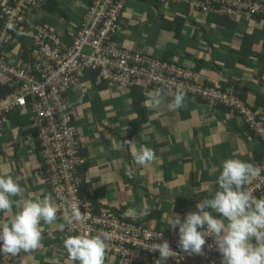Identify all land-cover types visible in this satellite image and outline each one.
<instances>
[{"label": "built area", "instance_id": "2783aa9c", "mask_svg": "<svg viewBox=\"0 0 264 264\" xmlns=\"http://www.w3.org/2000/svg\"><path fill=\"white\" fill-rule=\"evenodd\" d=\"M150 1L160 6L174 5L176 13L185 6L189 14L195 11L238 21L264 18V0ZM127 2L86 0L80 9L79 21L64 26L58 34L46 23L33 22L42 0H3L0 6V77L6 78L2 83L10 90L0 96V135L9 126L11 114L26 110L32 117L31 126L41 147L39 173L56 205L62 229L68 235L107 232L110 239L105 255L117 257L119 264H158L159 252L148 247L163 240H167L176 253L166 264H217L222 255L211 237L206 238L202 255H188L178 247V231L122 220L118 212L97 207L83 191L86 180L82 167L87 157L80 152L68 93L84 77L115 90L143 83L173 94L183 88L186 96L231 109L249 124L264 146V121L257 118L233 87L209 86L201 81L199 71L193 67L132 51L117 41ZM9 23L14 30L7 27ZM19 37L28 47L25 58L21 54L22 46L17 55L9 49ZM256 165L264 169V152ZM246 189L263 197L264 171ZM77 206L83 219L67 223L66 218ZM0 264H15L14 256L0 252Z\"/></svg>", "mask_w": 264, "mask_h": 264}, {"label": "crops", "instance_id": "0c3cea01", "mask_svg": "<svg viewBox=\"0 0 264 264\" xmlns=\"http://www.w3.org/2000/svg\"><path fill=\"white\" fill-rule=\"evenodd\" d=\"M56 1L63 11L62 14H47L44 10H40L43 13H35L33 22L39 21L48 24V21L44 20V15L49 18L59 15L63 30L64 26L67 27L79 21L80 9L86 0ZM2 2L3 0H0V6ZM142 4L143 2L138 0H128L126 3L122 14L121 30L117 37V41L121 45H124L129 37L128 42L131 45L128 47L139 48L144 45L146 51H151L156 55L168 51L167 54L171 60L186 67L195 68V60L202 59L200 68H198L202 82L230 87L236 83L237 90L246 87V99L250 105L255 104L257 94L264 96V66L256 61H251L249 66L236 65L234 68L225 66V47L230 45L233 40L229 41L228 45H214L213 39L221 38L220 40L224 41L221 32L212 34L211 43L199 33L195 34V38H191L192 27L190 26L183 31L184 36L179 43L166 44L172 34L164 30L160 31L158 37L155 35L154 39L147 36L145 43L135 41L134 35L143 31L149 20L148 15L143 14L144 12L140 16L137 15V12L143 9ZM171 6L172 11L175 10L174 5ZM130 7H133V10ZM161 7H168V5ZM155 11L158 13L157 15L160 14L158 9ZM38 16H42V20ZM165 16L172 18L170 15ZM201 16L194 18L203 23L204 18L203 15ZM245 21L250 22L247 19ZM154 22L159 23L156 17ZM254 22L261 21L255 20ZM48 25L51 27L50 24ZM137 27L139 29H135ZM162 34H166L167 40L160 41ZM152 40L155 42L151 43ZM157 42L162 44L160 49L156 48ZM12 52L16 54L14 49ZM229 80H233V82L230 83ZM2 82L3 79L0 77V84ZM112 90L115 91L107 84H105V88L96 90L90 80L86 79L72 87L68 93L78 138L81 142H88L89 146L93 145L96 151L93 155H87L90 169L87 174L85 173L86 186L94 189L100 184L106 188L108 193L101 200L111 205H130L133 212L130 213L132 217H141L153 211L163 212L157 229L177 231L167 228L166 214L168 212L169 215L178 214L183 218L187 212L195 210L196 203L208 196L206 189L214 187L223 161L229 158H238L252 162L254 152H257L260 157L262 156L261 142L243 129L240 120L235 117V113L226 108L210 107L193 96H186L185 107L173 112L167 108V101H170L176 94L163 92L165 103L159 109L148 107L147 120L141 124L137 135L130 140H133L135 145L136 141H144L149 144L148 147L152 148L156 154V160L143 167L135 165L132 160L135 169L134 183H129V181L127 183L128 175L124 167L128 161L125 150H113L112 146L123 142L121 138L128 135L130 129L128 124L134 116V111L128 104V96L124 91L113 92ZM103 93L108 96L117 95L103 98L101 96ZM93 101H101L103 109L91 112L92 117L90 118L89 113L82 107L87 102L91 106ZM90 110L92 111L91 107ZM258 111L264 115V107H259ZM31 118L27 114L24 123L18 127L15 124L14 116H10L9 128L0 135V175L11 173L14 176H20V183L26 189L28 198H50L51 200L48 186L39 173L40 152L37 149V139L31 126ZM10 131L17 132V135L6 138V132ZM27 140L32 141V150H30L32 156L29 154V149L24 146V142ZM99 154H104L105 159L112 158L113 168L107 173L108 177H104V180L96 178L95 181L92 178L93 168L98 167L96 156ZM114 156L119 160V164L114 163ZM35 176H39V178L34 179ZM26 177H28L29 183L25 182ZM145 206L148 211L140 215ZM15 211L16 209L13 207L11 213L0 216V224L9 222ZM150 224L155 228L156 219H152ZM41 226V246L33 251L14 255V263L79 264L78 261L73 262L68 259L63 241L69 236L63 232L58 217L52 224L41 222ZM112 258L110 255H105V264H119L113 263ZM221 260L222 258L217 263L220 264Z\"/></svg>", "mask_w": 264, "mask_h": 264}, {"label": "clouds", "instance_id": "9594fccd", "mask_svg": "<svg viewBox=\"0 0 264 264\" xmlns=\"http://www.w3.org/2000/svg\"><path fill=\"white\" fill-rule=\"evenodd\" d=\"M7 27L13 29L11 23ZM233 89L235 91L234 87ZM186 95L183 88H180L167 101V108L173 112L183 109ZM198 99L210 107L224 108L211 106L201 98ZM163 103L164 93L158 90L147 98L145 106L159 109ZM132 141L114 144L113 150L123 151L127 145L133 163L141 167L156 160L152 148L144 144L137 146ZM262 171L264 169L259 165L238 158L223 161L215 186L206 189L208 196L196 203L195 210L187 212L183 218L178 214H166L167 228L178 229V247L188 255H202L206 238L211 237L216 250L222 255L221 264H264V198L256 197L245 187L259 177ZM126 174L132 177L135 169L129 166ZM20 181V176L11 173L0 175V216L11 213L13 207L16 209L9 222L0 224V252L13 256L39 248L42 240L41 222L52 224L57 220V208L50 198H28ZM147 211L145 206L140 215ZM128 214L126 212L124 215ZM82 219L77 206L72 209V215L66 218V222L73 223ZM109 239L107 232H99L95 235L69 236L63 243L70 261H78L79 264H105ZM148 248L159 252L158 264H166L169 257L176 255L167 240L153 243Z\"/></svg>", "mask_w": 264, "mask_h": 264}, {"label": "trees", "instance_id": "16d2710c", "mask_svg": "<svg viewBox=\"0 0 264 264\" xmlns=\"http://www.w3.org/2000/svg\"><path fill=\"white\" fill-rule=\"evenodd\" d=\"M141 2H149L152 3L154 5V7L156 9H158L159 7H161L159 4L155 3V2H151L150 0H138ZM126 7V6H125ZM182 13H183V17H177L172 16V18H169L163 14H159V15H155L154 18L156 17L157 20L160 23V30H164V31H169L172 34V37H174L176 39V43H179L181 38L184 36L183 31L185 30V28H187L188 26L192 27V33H191V38H195V34H200V36L204 37V39L208 40L209 42L211 41V36L213 33L215 32H221V35L224 37V40H228V41H232V43L228 46L225 47V57H224V64L225 66L229 67V68H234L236 65L239 66H249V63H251V61H256L258 64H260L261 66H264V37L263 38H257V34H255V32L250 33L249 31H245L242 28V24H247V22L245 21L246 18H244L243 20H231L228 19L226 17H222V16H218V15H214V14H202V13H198L200 15H203L204 18V22L200 23L198 21H196V19L194 18V12H192L191 14H189L188 9L184 6L182 7ZM41 10H44V12L48 13H55V14H60L61 12H63L59 6L56 0H42V7ZM62 14V13H61ZM190 18V19H188ZM261 21L264 22V18H259V17H255L250 19V21ZM168 32V33H169ZM211 43V42H210ZM22 46L23 51H22V56L23 58L26 57V55L29 53L28 52V47L24 44V42L21 40V37L17 38V42L16 43H12L9 46V49H14L16 51L20 50V47ZM123 47L130 49L132 51H137L140 52L141 54H145L148 56H152L154 58H157L159 60H166V61H173L168 57L169 53L168 51H163V53L156 55L153 52L151 53V51H142V49L140 48H131L128 46H124ZM202 59H196L195 60V64L197 68H200L199 65L201 64ZM2 79H6V78H2ZM89 78L88 77H84L83 80H86ZM230 83L233 82V80H229ZM91 85L96 89V90H100L105 88V83H101V84H95L93 83V81H90ZM232 86L234 88H236V86L238 87V85L236 83H233ZM10 89L7 88V85L4 83L0 84V96H3L5 93H7ZM124 91V93L127 94L128 98V104L131 106V108L134 111V116L130 119L128 126H130V129L128 130V135L126 137H122V141H130L131 139H133L137 133L140 130L141 124L144 123L147 120V115L149 112V108L145 106V102L147 100V97H149L150 95L153 94L154 91H158L160 90V88H155L152 85H149L147 83H143L140 85H134L131 87H127L121 90H115L116 92H120V91ZM164 92V91H163ZM166 93V92H164ZM235 93H237L239 95V97L249 106L251 107L252 111L255 112V114L257 115V118L264 121V115L258 111L259 107H264V96L261 94H257L256 96V100H255V104L250 105L247 102V96H246V87H243L241 90H237V88L235 89ZM91 109H92V113L101 111L103 109V103H101V101H93L91 103ZM27 115V111L26 110H22L21 112L18 113H13L14 116V120H15V124L20 127V125L22 123H24V118H26ZM12 116V114H11ZM235 117L240 120L243 129L247 130L248 133L252 136V137H256L257 140H259L263 146L262 141L260 140V138L255 134V132L250 128L249 124L239 115L235 114ZM148 143V142H147ZM88 142H81L80 141V152L83 156L87 157V155L96 153V151L94 150V146H89ZM134 144V143H133ZM140 144H144L146 146H149V144H146V142L144 141H136V145L139 146ZM37 149L40 152L41 147L39 145V142L37 140ZM125 150V155L127 157V161L128 163L125 165L124 169L126 170L129 166L133 167V163H132V157L130 156L129 150L127 149V147L124 149ZM263 152H264V146H263ZM262 152V155H263ZM96 158H98V168H102L106 173L110 172L113 168V163H112V158L110 159H105V155L104 154H99L98 156H96ZM116 160V161H115ZM261 160V157L259 156V154L257 152L253 153V157H252V163L254 164H258ZM116 162V164H119V160H117V158L114 156V163ZM110 163V165H109ZM115 164V165H116ZM88 166L89 163L84 164V166L82 167V171H84L86 173V171L88 170ZM93 166V165H91ZM97 168V166H96ZM133 177H129L128 176V180L127 183L129 181V183H134L133 181ZM215 186V185H214ZM84 193L89 194L90 195V199L95 202V205L97 207H102V208H106L108 210H114L115 212H118L120 218L122 220L128 221V222H135L138 224H142L145 223L146 225H149L148 223L152 220V219H156V226L155 228H158V225L160 224L159 220L160 217L163 215V212L161 211H153L150 213H147L143 216H138V217H132L130 215V213L132 212V208L130 205L128 204H123V205H111L110 203H106L103 202L101 199L103 198V196L105 195L104 192L102 191V189H100V187H94V189H92L89 186H86L83 188ZM206 194V193H205ZM256 197L258 198H264L259 196L258 193H256ZM131 210V211H129ZM128 212L129 214L127 216H125L124 214ZM133 213V212H132ZM59 220V218H58ZM150 226V225H149ZM62 227V226H61ZM63 230V229H62ZM63 232L66 234V236H72V235H68L64 230ZM113 257V256H112ZM118 258L117 257H113L112 258V262L113 263H119L118 262Z\"/></svg>", "mask_w": 264, "mask_h": 264}, {"label": "rangeland", "instance_id": "374dc122", "mask_svg": "<svg viewBox=\"0 0 264 264\" xmlns=\"http://www.w3.org/2000/svg\"><path fill=\"white\" fill-rule=\"evenodd\" d=\"M143 9H142V11H136L137 12V15L138 16H140V15H142L141 13H143V14H147L148 15V17H149V20L146 22L147 23V25L143 28V31H140V33H136L135 35H134V40L135 41H142L143 43H145V41H146V37L147 36H151L152 37V39H154V37H155V35L158 37V35L160 34V24L158 23V22H154L155 21V18H154V16L155 15H157L158 13L155 11V7L151 4V3H149V2H143ZM130 8H132V10H133V7H130ZM155 8V9H154ZM41 9L40 8H38L37 10H36V12L35 13H39V14H42L43 12L42 11H40ZM158 10H159V12H160V14H163V15H170V16H177V17H180V18H182L183 17V13L182 12H178V13H176L175 11H172V6L171 5H168V7H159L158 8ZM153 14H154V16H153ZM194 16L195 17H202L200 14H198L197 12H195L194 13ZM39 17V19L40 20H42V16H38ZM61 17L59 16V15H54V16H52L51 18H49L47 15H44V20H46V21H48V24H50L51 25V27L53 28V30L56 32V33H58V34H61L62 33V28H61ZM188 19H190V18H188ZM145 23V24H146ZM200 23H202V22H200ZM142 25H144V24H142ZM141 25V26H142ZM242 28H243V30H245V31H249L250 33H253V32H255V34H257V38H263L264 37V22H252V21H250L249 23H247V24H242ZM135 29H139L138 27L137 28H135ZM121 30V29H120ZM200 33V32H199ZM165 35L166 34H162L161 35V39H160V41H162L163 39H165V40H167L166 38H165ZM130 36V35H129ZM130 38L128 37L127 39H126V41H125V43H124V45L125 46H129V45H131L129 42H128V40H129ZM170 39H172L173 41H176V39L174 38V37H171V38H169V40H167L166 41V44L167 43H176V42H173L172 40H170ZM221 38H219V39H213V43H214V45H216V44H218V45H228L229 44V41H227V40H224V41H221L220 40ZM153 42H155V40H152L151 41V43H153ZM142 43V44H143ZM150 43V44H151ZM165 44V45H166ZM123 45V44H122ZM162 46V44L160 43V42H157V49H160V47ZM139 48H142V51H145L146 50V47L144 46V45H142V47H139ZM145 48V49H144ZM16 51V50H15ZM17 53H18V51H16V55H17ZM15 59V58H14ZM15 60H17V59H15ZM113 92H115L114 90H112ZM123 91V90H122ZM115 95H117V94H112L111 96H108V95H105V93H103L101 96L103 97V98H111L112 96H115ZM100 96V95H99ZM83 109H85L88 113H89V115H90V118L92 117V114H90L91 113V110H90V106H89V103L87 102V103H85V104H83V107H82ZM81 108V109H82ZM9 128V126L7 127V129ZM12 135H17V132L16 133H13V132H6V134H5V137L6 138H9V136L11 137ZM4 136V135H3ZM32 141L31 140H27L26 142H24V146H26L27 147V149H29V154L31 155V153H30V150H32ZM32 156V155H31ZM8 163V162H7ZM116 163V162H115ZM109 165H110V163H109ZM88 169H90V167H88ZM94 169V172H93V176H92V178H94L95 179V181H96V178H97V180L98 179H100V180H104L105 178L104 177H108V174L102 169V168H96V167H94L93 168ZM88 173V170L86 171V174ZM37 178H39V176H35L34 177V179H37ZM25 182L26 183H29V179H28V177H26L25 179ZM138 180H140V178H138ZM98 187H100V189H102V191L104 192V194L105 195H107V193H108V190L106 189V188H104L103 186H101L100 184H98ZM52 200V199H51ZM53 202V201H52ZM53 204L55 205V203L53 202ZM56 206V205H55ZM150 226H152L151 224H150V222L148 223ZM154 226V225H153ZM177 231H178V229H177ZM217 264H219V263H217ZM221 264V263H220Z\"/></svg>", "mask_w": 264, "mask_h": 264}]
</instances>
